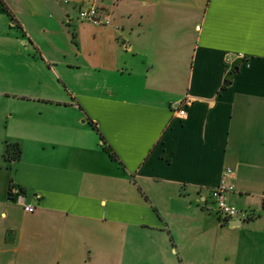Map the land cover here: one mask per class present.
I'll return each instance as SVG.
<instances>
[{
  "label": "crops",
  "instance_id": "obj_1",
  "mask_svg": "<svg viewBox=\"0 0 264 264\" xmlns=\"http://www.w3.org/2000/svg\"><path fill=\"white\" fill-rule=\"evenodd\" d=\"M2 1L0 264H264V0Z\"/></svg>",
  "mask_w": 264,
  "mask_h": 264
},
{
  "label": "built area",
  "instance_id": "obj_2",
  "mask_svg": "<svg viewBox=\"0 0 264 264\" xmlns=\"http://www.w3.org/2000/svg\"><path fill=\"white\" fill-rule=\"evenodd\" d=\"M79 18L83 21H88L95 26H107L110 23L101 18L100 12L96 6L83 7L79 9ZM232 56H228L227 61L230 62ZM178 116L181 119H186V111L184 109H178ZM230 173V172H228ZM234 192V187L231 184H220L219 186L211 189L210 199L214 203L217 214L219 216V225L221 227L229 226L233 222L250 220L253 216L249 211H241L232 205L228 201L229 194ZM205 202V200H204ZM36 208L32 205L24 206V211L27 213H34Z\"/></svg>",
  "mask_w": 264,
  "mask_h": 264
},
{
  "label": "trees",
  "instance_id": "obj_3",
  "mask_svg": "<svg viewBox=\"0 0 264 264\" xmlns=\"http://www.w3.org/2000/svg\"><path fill=\"white\" fill-rule=\"evenodd\" d=\"M0 4H1L3 10L7 11V8L5 7V5H4L2 0H0ZM105 150H106V152H107L109 157H111L113 160L117 159L116 155L113 153V151L110 148L109 149L106 148ZM7 152L9 153V155L12 154V159L13 160L20 159V156H21V153H22L21 149L18 146H10V147H8Z\"/></svg>",
  "mask_w": 264,
  "mask_h": 264
},
{
  "label": "rangeland",
  "instance_id": "obj_4",
  "mask_svg": "<svg viewBox=\"0 0 264 264\" xmlns=\"http://www.w3.org/2000/svg\"><path fill=\"white\" fill-rule=\"evenodd\" d=\"M109 23H110V22H109ZM84 25H86V24H84ZM69 31H72V32H70V33L75 32V35L78 36V33L76 32V30L71 29V30H69ZM62 36L65 38V40L63 41V43H64L66 46H69L70 44L76 46V45L78 44L77 36H75V37H76V40H73V38H72L71 35H66L67 38H66L64 35H62ZM60 39H61V38H60ZM60 41H61V40H60ZM67 50H68V49H67ZM68 51H69V50H68ZM45 77H46V78H50L51 80H54V82H56V83L59 82V79H58V78H55L54 75L49 74V72H47V71H46ZM50 123H52V121L49 120V119H47V126H48Z\"/></svg>",
  "mask_w": 264,
  "mask_h": 264
},
{
  "label": "water",
  "instance_id": "obj_5",
  "mask_svg": "<svg viewBox=\"0 0 264 264\" xmlns=\"http://www.w3.org/2000/svg\"><path fill=\"white\" fill-rule=\"evenodd\" d=\"M229 82H226L225 85H228ZM242 222L241 221H236V222H233L231 224V226H234V227H239L241 226Z\"/></svg>",
  "mask_w": 264,
  "mask_h": 264
}]
</instances>
